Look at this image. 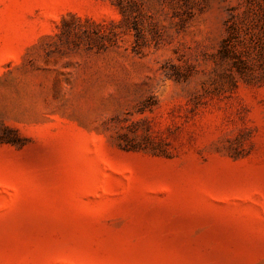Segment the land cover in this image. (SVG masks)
Here are the masks:
<instances>
[{
    "label": "rangeland",
    "instance_id": "rangeland-1",
    "mask_svg": "<svg viewBox=\"0 0 264 264\" xmlns=\"http://www.w3.org/2000/svg\"><path fill=\"white\" fill-rule=\"evenodd\" d=\"M0 264H264V0H0Z\"/></svg>",
    "mask_w": 264,
    "mask_h": 264
},
{
    "label": "trees",
    "instance_id": "trees-1",
    "mask_svg": "<svg viewBox=\"0 0 264 264\" xmlns=\"http://www.w3.org/2000/svg\"><path fill=\"white\" fill-rule=\"evenodd\" d=\"M114 36H115V37H117V36H118V34H117V33H115V34H114Z\"/></svg>",
    "mask_w": 264,
    "mask_h": 264
}]
</instances>
